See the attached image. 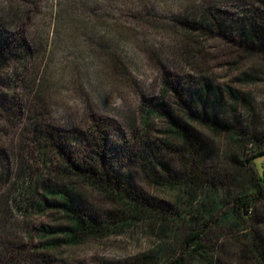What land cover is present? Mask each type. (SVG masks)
<instances>
[{
  "label": "rangeland",
  "instance_id": "374dc122",
  "mask_svg": "<svg viewBox=\"0 0 264 264\" xmlns=\"http://www.w3.org/2000/svg\"><path fill=\"white\" fill-rule=\"evenodd\" d=\"M251 25L256 32L248 39L244 32ZM0 34L7 41L0 47V264H140L157 252V260L174 261L188 227L175 218L153 223L165 235L151 232L145 221L75 240L62 241L61 233L43 236L64 221L50 196L39 207L51 177L34 129L61 135L74 169L83 162L113 164L116 171H129L147 202L167 210L177 203L183 211L190 199L178 177L187 156L162 146L161 153L152 152L173 174L163 171L160 183L149 181L141 162L156 139L188 154V146L166 137L175 121L182 122L193 136L190 145L204 144L203 170L216 191L198 193L193 210L201 212L202 200L218 214L230 211L225 190L255 194L248 178L262 176L264 155L250 160L263 148L253 150L249 135L264 136V0H0ZM16 41L29 47L23 59L8 52L22 53L11 50ZM193 92L204 97V119L185 113ZM200 107L193 103L194 114ZM148 109L154 112L145 129ZM79 132L84 136L77 139ZM144 132L148 140L140 141ZM237 135L244 141L237 142ZM115 143L120 148L114 150ZM51 149L55 165H66ZM19 168L24 177L17 176ZM33 187L38 192L31 194ZM76 190L98 215L117 204L85 185ZM252 201L241 209L238 225L228 227L234 222L228 214L223 227L207 224L200 250L184 254L183 264H260L249 250L254 237L264 253V189ZM44 237H56L59 245L43 249Z\"/></svg>",
  "mask_w": 264,
  "mask_h": 264
},
{
  "label": "trees",
  "instance_id": "16d2710c",
  "mask_svg": "<svg viewBox=\"0 0 264 264\" xmlns=\"http://www.w3.org/2000/svg\"><path fill=\"white\" fill-rule=\"evenodd\" d=\"M203 21L204 23H208L206 19H203ZM255 32L256 30H253L251 25V28H247V30L244 32V35L247 36H245V38L253 39L255 36ZM6 42L7 41L2 37V34H0V47L2 43ZM262 46L264 49V40L262 42ZM28 48L29 47L27 44L16 41L11 50H22V53L12 54L11 51L8 52L11 56L16 55V58L23 59V56L26 57V50H28ZM6 53L7 52H5V54ZM206 89L207 88L205 86L204 92H206ZM192 94L193 100L191 101L189 109L186 110L185 113L189 114L191 111H193V113L191 112L192 116L196 115L197 118L204 119V116L206 114L205 110L207 107L204 102V97H202L198 92H193ZM196 102H199L201 104L198 115L194 114V110L192 109L193 103ZM158 104L156 105V107L158 106ZM163 107L164 106L160 102L159 110L161 111V113L164 110ZM153 112L154 111L148 109L145 117L142 120L143 127H145V129L149 127L148 119L149 116L153 114ZM164 113L166 112L164 111ZM164 113L161 114L162 117H165ZM208 119L211 121L212 117L209 116ZM175 122L177 123L169 128V130L167 131L168 135L166 137L171 138L169 139L170 141L173 140L175 143L180 142L182 145L188 146L189 155L187 153L184 154L183 150L178 145H175L173 147L168 143L158 141L156 139V141L150 143V150L145 155H141V162L144 164V169L147 170V178L149 179V181L153 183H160L159 181L164 180L162 172L164 171L168 175L171 170L170 167L168 168L165 163L155 160L152 152L156 154L161 153L160 146H162L169 149L171 148L173 152L181 155L182 157H184L185 155L187 156V160L185 161V173L178 177V180L180 179L182 183L181 185L185 186V194L187 195L188 199H190L183 211H181V208H177L179 206V204L177 203L175 207L173 206L172 209L167 210L160 205H154L147 202L146 199L141 197V194H138V190L133 187L129 178V176H131L129 171H116L113 164L107 165L106 168L102 165L101 162L94 163L93 165L83 162V165L76 166V168L74 169V167L66 161V156L64 153V140H61V135L57 134L53 129H34L33 136H35L36 139L38 152L42 159V163L47 169V173L51 177V182L49 181V184H46L45 187H42V193L40 192V196L43 199L44 204H41L39 207H45L46 200L48 199L47 197L50 196L53 200V203L57 201L56 204L61 207L62 219L64 221V224L61 225L56 231H52L51 233L46 230L43 236H46L47 234L55 235L56 233H61L63 235L62 241L75 240L89 235H96L103 231L114 230L117 227L122 228L124 226H136L139 223L145 221H150L151 232L157 231L158 235H165L166 229L164 227L155 229L153 223H175V218H181L182 221L188 225V227L185 231V234L182 235L180 242L178 243L179 250H181L178 259L174 261L169 258L157 260V252L156 255L153 253L150 256H146V258L142 259L139 262L140 264H146L145 262L149 260L153 264H183L185 261V259L182 258L184 254L187 255L189 251L190 253H196L200 250L202 245L201 243H199V236L201 234H204L205 229L203 228L207 226V224L213 223L217 229L223 227L225 223L222 222L223 217H226L227 214L232 215L234 220V222L232 223L226 222L228 227L238 225L239 223H236L238 222V219L240 220V222H243L244 219L240 215L241 209L250 208L253 203L252 200L255 199V194L260 195L262 189H264V170H262V176L258 175L256 178L254 176L248 178V182L254 189L255 194L250 193L248 190H242L241 192L236 193H232L231 191L227 190L223 191L224 195H228L230 197L229 199H232L233 207L232 209H230V211H225L224 213L221 212L220 214H218V209L212 208V210L206 203L204 206V201L202 200L198 202V208L202 207L201 212L196 211L195 209L193 210L192 201L196 198L198 193L205 194L209 189H211V193H216V191H213L212 189L214 187V181L210 176H207L203 170L204 162L207 157L204 144L196 149L191 146L189 139L193 140V136L189 135V131L186 129L185 124L178 121ZM145 129L144 131L146 132ZM73 131L70 135L75 137L74 135H72ZM145 132L137 136L139 137L140 141L144 139L148 140L147 138H145ZM244 134L248 136L247 133H242L240 135ZM54 135H56L57 137ZM75 135H77V139H80V136H84L81 132ZM249 136H252L254 138L253 144L256 147H253V150L255 148H263V150H260L258 153L252 154L250 160L259 156H263L264 136L260 138H257V136H255L254 134H251ZM236 138L237 142L244 141V139H240L242 137H239V135H237ZM179 139L181 141H178ZM99 146L101 147V145ZM113 146L114 150L117 147L120 148V145L116 143ZM50 147L53 148L54 152H56V155H58L60 162L65 160L66 165H63L62 163H57V165H55L51 157L53 152L51 151L52 149ZM117 158H119L120 160V156H117ZM158 170L161 171V174L158 172ZM17 176H25L24 170L22 168L18 169ZM172 176V173L171 176L169 174L170 178ZM77 184L85 185L94 191L97 190L100 191L103 195L105 194V196L111 202L113 201L117 203L115 204L116 206L112 203L115 208L111 211H108L104 216L98 215L96 214V212L88 209L85 205V199L76 190ZM31 190V194L32 192H38L35 187H33V189L31 188ZM184 215H187V217H182ZM210 233L212 232L209 231V234ZM254 240L255 239L253 237L249 252H251V248L256 251V254H254V256L258 257L260 264H264V253L259 249ZM44 242L45 243L42 245V247L45 250H51L52 247L59 245V241L56 239V237L50 240L45 238Z\"/></svg>",
  "mask_w": 264,
  "mask_h": 264
}]
</instances>
